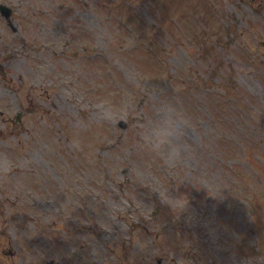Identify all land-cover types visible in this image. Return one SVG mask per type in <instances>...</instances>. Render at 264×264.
Returning <instances> with one entry per match:
<instances>
[{"label":"rangeland","instance_id":"1","mask_svg":"<svg viewBox=\"0 0 264 264\" xmlns=\"http://www.w3.org/2000/svg\"><path fill=\"white\" fill-rule=\"evenodd\" d=\"M0 3V264H264V0Z\"/></svg>","mask_w":264,"mask_h":264},{"label":"water","instance_id":"2","mask_svg":"<svg viewBox=\"0 0 264 264\" xmlns=\"http://www.w3.org/2000/svg\"><path fill=\"white\" fill-rule=\"evenodd\" d=\"M0 9H1L3 15H5L7 18L10 17L9 15L11 14V11L7 6L0 5Z\"/></svg>","mask_w":264,"mask_h":264}]
</instances>
